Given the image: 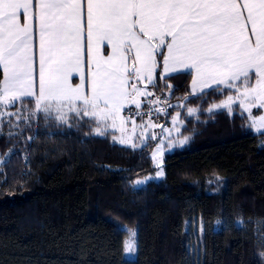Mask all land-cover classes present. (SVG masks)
I'll use <instances>...</instances> for the list:
<instances>
[{"label":"trees","instance_id":"trees-1","mask_svg":"<svg viewBox=\"0 0 264 264\" xmlns=\"http://www.w3.org/2000/svg\"><path fill=\"white\" fill-rule=\"evenodd\" d=\"M162 65L157 55L149 88L175 103L188 140L165 153L164 177L139 187L157 170L158 139L132 148L113 131L97 135L94 118L61 121L31 112L34 99L15 103L28 104L27 118L0 131V264H264V132L238 105L208 111L231 88L194 93L190 72L163 76ZM124 225L137 232L135 259Z\"/></svg>","mask_w":264,"mask_h":264},{"label":"snow or ice","instance_id":"snow-or-ice-1","mask_svg":"<svg viewBox=\"0 0 264 264\" xmlns=\"http://www.w3.org/2000/svg\"><path fill=\"white\" fill-rule=\"evenodd\" d=\"M164 47L167 54L158 51ZM157 55L165 73L194 70V91L240 81V105L264 108V0H0L5 105L32 98L37 111L58 120L75 113L115 127L126 101L140 107L130 97L143 95L140 80L153 82ZM252 123L264 127V115ZM134 249L130 241L126 251Z\"/></svg>","mask_w":264,"mask_h":264},{"label":"rangeland","instance_id":"rangeland-1","mask_svg":"<svg viewBox=\"0 0 264 264\" xmlns=\"http://www.w3.org/2000/svg\"><path fill=\"white\" fill-rule=\"evenodd\" d=\"M154 81V80H153ZM134 83L136 81L134 80ZM237 85V88L239 91H237V88H231L223 84V87H228L232 89V92L229 93L224 99H222L219 102L214 103L210 109L212 111L219 110V109H226L230 112H233L235 109V106L238 105V107L244 112L248 119L251 121L252 129L258 133V132H264V127H262L259 123L253 124V120H258V118L262 115H264V108H258L256 106L251 107V111H247L244 107L240 105V100L237 98L240 96V93L243 91V85L240 81L234 82ZM252 83H255V78L253 74ZM142 84V88L139 87ZM152 83H149L146 79L140 80V82L137 84V87L140 89V91L143 93V95H138L137 100L140 101V105H144L138 109L144 110V114L140 117H135L133 115L128 116V118H124L128 121L129 124L135 123V128L138 130L139 138L132 139L130 137V130H123V126L121 122L116 127H119L120 135H123L122 132L124 131L126 134L122 138L123 141L131 142L133 144L139 143L138 145H143L144 143H147L150 139H158L154 150L152 151V156L155 153L156 158L154 159V163L157 166L159 160L162 158V163L160 167H157V170L155 174L147 175L144 177H139L134 181V185L139 187L142 185H136L137 180H145L149 181V177L152 179H161L165 175V168H164V155L167 151H172L176 147H180V141L184 140L185 138L179 137L180 130L184 124L181 116L180 111L171 113V107L175 105V103H172L169 101V96L165 95L164 97L160 98L159 96L155 95L151 89L149 88V85ZM231 96L233 99L231 102L228 101V97ZM242 98V97H241ZM16 103V102H15ZM14 104H3L0 103V131L2 129V125L7 122L11 117L14 118L13 125L17 122L22 121L24 118H27V115L23 116V108L28 107V104H20V106L17 105L15 108ZM254 104L256 102H253ZM230 104V108L228 105ZM217 105H223L222 107H216ZM180 108H185L184 103L179 104ZM35 107V106H34ZM189 109L192 110L191 114L194 115L197 110L195 108L190 107ZM189 109H187V113L189 114ZM67 111V109H65ZM127 111V110H126ZM33 113L38 112L36 108H34ZM128 113V112H127ZM55 116L56 114L53 113ZM70 114V113H69ZM68 114V115H69ZM129 114V113H128ZM189 114V115H191ZM175 118V119H174ZM137 124V126H136ZM130 125H128L129 127ZM134 126V125H133ZM125 127L126 124H125ZM137 134V135H138ZM119 136V135H118ZM133 136V135H132ZM116 141H119L117 138H115ZM120 142V141H119ZM121 143V142H120ZM184 145V144H183ZM159 148V152H157V149ZM161 168L163 169V175L157 176V173L161 171ZM146 182V183H147ZM196 227L198 228V231L202 230L201 223L197 222L195 223ZM126 230L128 231L126 243H125V256L128 259H135L137 255V232L135 227L124 225ZM133 233H135V236H133ZM190 244V250L194 257L199 259L200 257V251H201V244L199 240L197 239ZM134 242L135 249L133 251H126V245L129 242Z\"/></svg>","mask_w":264,"mask_h":264},{"label":"crops","instance_id":"crops-1","mask_svg":"<svg viewBox=\"0 0 264 264\" xmlns=\"http://www.w3.org/2000/svg\"><path fill=\"white\" fill-rule=\"evenodd\" d=\"M21 22H23V17H22V15H21ZM109 51H110V49H109ZM164 54H167V49H166V47H165V53ZM157 58V57H156ZM129 63H131V62H129ZM1 69H2V67H0ZM2 72H3V69H2ZM180 72H190L191 74H192V76H191V79H190V89H191V91L192 92H194V93H197V92H200L201 91V88L203 87L202 85H197V88H196V90L194 91L193 90V87H192V81H193V78L195 77V71L194 70H191V69H182ZM179 72V73H180ZM177 72H171V73H165L164 72V68H163V65H162V74H163V76H169V75H172V74H176ZM155 74V73H154ZM2 81H3V79H2ZM72 82L73 83H79V77H78V75H74L73 77H72ZM133 83H134V80L132 81ZM140 82V81H139ZM223 84H220L219 86H222ZM139 87H141L142 88V84L139 86ZM216 86H213V87H211V88H215ZM211 88H203V90H207V89H211ZM132 91V89H131V87L129 86V92H131ZM131 98H135V99H137V95L135 94V93H132V97H130V99ZM32 99V98H31ZM130 106H134V107H136V105L135 104H133V103H130V102H125V104H124V106L122 107V109H121V111H120V115H119V117L118 118H116V122H115V127H112V121L111 120H109L108 122H107V124L106 125H104V124H99L100 125V127L103 129V128H105V127H107V131L108 130H110V131H113V138L115 139V138H117L120 142L121 141H123L122 140V138L125 136V132L123 131L122 132V134L123 135H120L119 133H120V130H119V127H116L117 125H119V123L121 122V124H122V126H123V130H130V132H128L129 134H130V137L132 138V139H136V138H139V134H138V130L135 128V123L133 124H129L128 123V121L127 120H125L124 118H128V116H130L131 114H128L127 113V108L128 107H130ZM142 106H144V105H140V107H142ZM139 107V108H140ZM137 108V107H136ZM125 124H126V126L127 127H125ZM128 125H130L129 127H128ZM134 125V126H133ZM136 126H137V124H136ZM138 134V135H137ZM119 135V136H118ZM133 135V136H132ZM126 137V136H125ZM119 141H117L118 143H120ZM125 143H120V144H125V145H133V143H129V142H126V141H124ZM139 143H135V145H138Z\"/></svg>","mask_w":264,"mask_h":264},{"label":"built area","instance_id":"built-area-1","mask_svg":"<svg viewBox=\"0 0 264 264\" xmlns=\"http://www.w3.org/2000/svg\"><path fill=\"white\" fill-rule=\"evenodd\" d=\"M127 112L135 117H140L144 114L142 111H137L131 106L127 108Z\"/></svg>","mask_w":264,"mask_h":264}]
</instances>
